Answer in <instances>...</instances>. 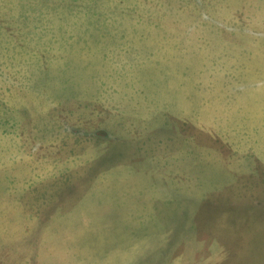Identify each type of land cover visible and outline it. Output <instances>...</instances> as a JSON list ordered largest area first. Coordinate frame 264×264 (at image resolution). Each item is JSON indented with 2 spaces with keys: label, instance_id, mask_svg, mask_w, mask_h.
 I'll list each match as a JSON object with an SVG mask.
<instances>
[{
  "label": "rangeland",
  "instance_id": "rangeland-1",
  "mask_svg": "<svg viewBox=\"0 0 264 264\" xmlns=\"http://www.w3.org/2000/svg\"><path fill=\"white\" fill-rule=\"evenodd\" d=\"M0 264H264V0H0Z\"/></svg>",
  "mask_w": 264,
  "mask_h": 264
}]
</instances>
